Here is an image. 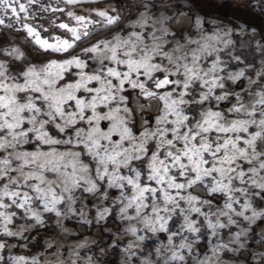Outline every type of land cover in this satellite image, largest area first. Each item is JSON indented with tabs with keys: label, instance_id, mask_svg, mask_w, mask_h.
Wrapping results in <instances>:
<instances>
[{
	"label": "snow or ice",
	"instance_id": "1",
	"mask_svg": "<svg viewBox=\"0 0 264 264\" xmlns=\"http://www.w3.org/2000/svg\"><path fill=\"white\" fill-rule=\"evenodd\" d=\"M61 2L75 5L82 0ZM39 4L40 0H0L5 15L10 11L39 49L68 54L79 48L80 54L30 64L15 75L0 62V237L26 239L23 232L9 228L17 212L8 209H21L39 224L42 219L35 202H41L45 212L59 215L56 206L70 197L74 201L71 194L76 189L108 199L101 191L105 184L121 190L113 201L120 205L121 219L143 222L153 233L168 231L173 215L181 213L186 222L183 230L200 233L190 211L202 215L215 236L217 227L235 223L229 215L238 203L235 193L247 195L250 183L264 197V183L254 179L264 180V85L253 87L256 82L250 81L241 92L229 89L226 82L234 84L244 76L243 70L221 75L226 65L219 57L210 61V67L202 63L207 59L203 53L211 56L208 44L200 46L189 39L184 44L176 40L173 46L164 40L167 29L164 36L138 30L146 27V19L133 24L132 30L118 28L111 39L92 42L97 26L118 25L122 19L118 12L93 10L100 17L94 20L67 11L69 22L57 24L53 19L51 26L70 38H42L37 27L23 22L36 18L31 9ZM43 10L66 11L51 6ZM0 25H5L3 18ZM39 27L49 31L44 25ZM193 43L196 49L188 47ZM0 52L5 50L0 48ZM7 54L23 55L16 48ZM88 60L95 61V66ZM258 75L264 78V73ZM225 101L230 105L226 110L220 106ZM146 108L154 110V123L145 119L137 128L136 112ZM236 181L245 187H236ZM198 189L212 198L203 199ZM216 193L227 198L223 208L216 206L227 224L219 217L216 222L209 218ZM181 202L189 208L184 209ZM205 205L208 212L202 211ZM97 211L104 219L112 209ZM128 231L135 235L137 229ZM174 235L180 232L169 235L170 244ZM191 243H181L179 248L191 251ZM8 247V241L0 239V252ZM13 259L15 264H27L25 256ZM169 259L183 261L185 257L173 251ZM0 261H5L3 255Z\"/></svg>",
	"mask_w": 264,
	"mask_h": 264
},
{
	"label": "rangeland",
	"instance_id": "2",
	"mask_svg": "<svg viewBox=\"0 0 264 264\" xmlns=\"http://www.w3.org/2000/svg\"><path fill=\"white\" fill-rule=\"evenodd\" d=\"M49 6L64 8L66 11L52 13L43 10ZM93 10H106L113 15L118 12L122 19L118 25L107 28L97 26L92 42L95 39H111L118 28L132 30L133 24L146 19V27L138 30L153 31L158 36H164L167 29L168 35L164 36V40L171 42L173 46L176 40L184 44L189 39L199 42L200 46L208 44L211 56L203 53L202 56L207 59H202V63L210 67V61L219 57L222 64L226 65V70L221 75H231L243 70L244 76L234 84L226 82L229 89L241 92V89L249 87L250 81L256 82L253 87L264 85V78L258 75L264 73V0H82L75 5H65L61 0H40V4L31 9L36 18L23 22L37 27L42 38L61 35L70 38V34L52 27V20L55 19L57 24L69 22L67 11L100 20ZM6 11L0 8V18L5 21V25H0V48L5 50L0 52V62L6 63L13 75L27 70L30 64L40 65L49 59H66L70 54H80L79 48L70 50L68 54L45 53L28 37L21 22L12 17L10 11L5 15ZM9 24L12 25L11 28L7 27ZM40 25L49 28V31L43 32ZM212 36L217 38L207 39ZM188 47L196 49L197 44L193 43ZM13 48L19 49L23 55L19 58L18 54L8 55ZM235 57L239 59H234ZM87 62L95 66V61ZM71 71L78 73L80 70ZM129 91L132 92L131 89ZM252 98L249 95L248 99ZM131 99L135 101L134 92ZM220 106L225 110L230 107L227 101L221 102ZM145 119L154 123V110L146 108L143 113L137 110V128L143 125ZM254 179L257 183H264L259 177ZM235 186L245 187L239 181L235 182ZM246 186L249 188L247 195L240 192L234 194L238 203H234L235 211L229 215L235 223L223 229L217 227L215 236L212 235V229L207 227L208 221L202 215L190 211L188 215L190 219L196 220L200 233L183 230L182 226L186 222L182 213L173 215L167 226L168 231L153 233L143 222L121 219L120 205L113 204L120 197V189L108 188L105 184L101 191L108 194V199L76 189L71 194L75 197L74 201L70 197L56 206L59 215L57 211L45 212L43 204L35 202L34 208L42 219L39 224L21 209H8L9 212H17L14 223L9 228L14 232H23L26 239L0 237L9 243V247L0 252V255L4 256L7 264H15L13 258L16 256H25L27 264H264V197L258 195L260 188L253 187L250 183ZM124 191L131 194L130 189ZM197 191L203 199L212 198L199 189ZM214 195L215 203L209 218L216 222L219 217L220 222L227 224V217L219 216L216 207L218 205L223 208L227 198L223 193ZM65 196L68 194L65 193ZM245 204H250L251 207L245 209ZM181 205L184 209L189 208L185 202H181ZM105 207L112 211L104 219H100L97 209L103 210ZM202 211L208 212V206H203ZM239 212L244 215H237ZM253 212L257 215H253ZM129 214L134 216L135 212L130 209ZM130 227L137 229L135 235L128 231ZM175 232H180V235H174L173 243L170 244L168 237ZM182 236L187 237V240H183ZM197 236L200 237L199 240L196 239ZM189 242H192L191 251L179 248L181 243ZM173 251L183 255L185 259L170 260ZM5 261H0V264H5Z\"/></svg>",
	"mask_w": 264,
	"mask_h": 264
}]
</instances>
